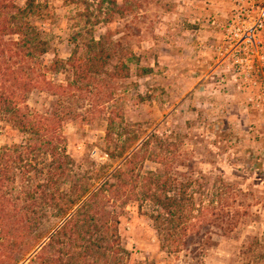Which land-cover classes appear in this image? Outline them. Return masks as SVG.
I'll list each match as a JSON object with an SVG mask.
<instances>
[{
    "label": "rangeland",
    "instance_id": "rangeland-1",
    "mask_svg": "<svg viewBox=\"0 0 264 264\" xmlns=\"http://www.w3.org/2000/svg\"><path fill=\"white\" fill-rule=\"evenodd\" d=\"M13 1L25 6L27 0ZM38 1L44 6L42 16L30 20L49 42L43 63L68 59L77 49L75 41L86 51L83 38L93 26L97 40L111 33L106 40L112 42L114 56L106 71L119 73L122 63L129 68L128 77L116 80L98 75L91 89L95 95L40 90L29 95L36 112L66 115L61 146L74 160L72 174L83 184L98 186L156 134L165 148L155 142L137 162L136 173L194 180L192 191L202 213L215 209L237 221L233 225L234 220L224 219L222 229L206 225L200 229L211 235L210 242L201 243L200 235L189 233L187 241L195 240L176 249L164 240L166 234L157 232L149 202L142 212L136 205L118 207L122 264H264V61L253 52L236 59L228 36L235 9L252 0H116L122 14L115 13L108 25L83 18L84 5L74 0ZM259 40L264 41V32ZM48 77L67 84L72 73L62 69ZM24 140L25 135L0 121V148ZM112 152L117 157L108 155ZM71 186L64 180L59 185L64 191ZM74 210L63 220L47 219L51 232L39 244L31 240L33 249L19 264H38L42 244Z\"/></svg>",
    "mask_w": 264,
    "mask_h": 264
},
{
    "label": "trees",
    "instance_id": "trees-1",
    "mask_svg": "<svg viewBox=\"0 0 264 264\" xmlns=\"http://www.w3.org/2000/svg\"><path fill=\"white\" fill-rule=\"evenodd\" d=\"M74 1L84 5L81 15L89 22L94 17L96 22L102 20L108 25L115 13L122 14L116 0ZM0 3L3 4L0 9V121L10 130L25 135L23 142L0 148V264L23 261L33 249L31 240L39 244L51 232L47 230L50 222L47 219L63 220L76 206L63 225L42 244L36 254L38 264H122L120 257L125 249L119 234L118 207L123 210L136 205L142 212L143 205L149 202L152 209L149 216L157 232L166 234L164 240L177 246L176 249L188 247L195 240L187 241L189 233L200 235L201 243L210 242L211 235L202 234L200 229L206 225L222 229L226 218L231 223L234 220L233 225L237 222L231 213L221 214L215 209L202 213L204 207L197 205L192 191L194 180L182 181L170 173L156 171L145 175L136 173L137 162L155 142L160 143L157 145L160 149L165 148L164 141L156 134L149 136L98 186L83 184L82 179H77L70 168L74 160L66 147L61 146L66 115L36 112L28 104L29 95L35 90L60 96L77 91L95 95L91 89L96 87L98 75L106 73L116 80L128 77L129 68L122 63L119 73L106 71L114 56L112 42L106 40L111 33L97 40L93 26L86 31L88 37L83 38L86 51H80L75 41L77 49L68 59L43 63L41 57L48 53L49 42L30 20L32 16H42V3L38 0H27L25 6L13 0H0ZM7 36L12 39L7 40ZM62 69L72 73L67 84L55 83L48 77L49 73ZM110 133L109 130L107 136ZM129 149L120 152L118 157H124ZM108 155L117 157L113 152ZM151 160L158 162L159 159L152 157ZM63 180L73 183L68 191L59 187Z\"/></svg>",
    "mask_w": 264,
    "mask_h": 264
},
{
    "label": "built area",
    "instance_id": "built-area-1",
    "mask_svg": "<svg viewBox=\"0 0 264 264\" xmlns=\"http://www.w3.org/2000/svg\"><path fill=\"white\" fill-rule=\"evenodd\" d=\"M243 6L235 9L229 23L228 36L233 46L232 55L239 59L242 52H253L264 61V41L259 40L264 32V0H252L248 6Z\"/></svg>",
    "mask_w": 264,
    "mask_h": 264
}]
</instances>
